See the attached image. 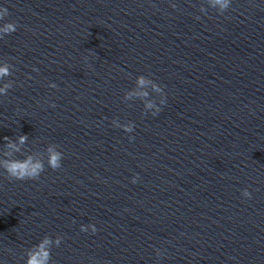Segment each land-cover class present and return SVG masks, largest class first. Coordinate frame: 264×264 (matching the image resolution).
<instances>
[{
    "label": "clouds",
    "instance_id": "1",
    "mask_svg": "<svg viewBox=\"0 0 264 264\" xmlns=\"http://www.w3.org/2000/svg\"><path fill=\"white\" fill-rule=\"evenodd\" d=\"M209 7L217 9L218 14H223L226 10L229 9L231 0H208ZM171 7L175 8L176 5L172 4ZM200 12H205L206 10L201 7ZM9 12L7 8H0V20H3L4 17L8 16ZM199 18V17H197ZM17 23L15 21L5 22L2 26H0V39H2L5 35H9L17 30ZM13 65L4 62L0 65V80H3L5 77H9L12 75ZM33 71H38V69L33 68ZM137 86H144L147 84H151L152 90L159 94L161 97L159 100V105H164L166 103L165 94L161 85L156 83L149 77L144 75H139L136 77L135 81ZM50 87H57L55 84H50ZM13 87V81L9 80L4 82L2 86H0V95H7L8 91ZM132 95H137L140 97L148 96V92H126L124 95V99L131 98ZM148 109H153L152 115L158 114L162 109L157 105V101H150L145 105ZM113 125L117 128H122L123 131L127 133H131L134 130V124L129 122L127 124H120L116 120L112 121ZM28 136L26 134L19 135L15 141H13L9 137H4L5 150L0 154V168H2L7 178L16 181H26V180H37L40 175L45 171V159H38L33 154L24 155L23 159L17 158L16 154L22 153V147L28 142ZM129 139H133V137H129ZM46 154V163L47 166L52 170H57L62 167V160L64 158V154L61 150H59L58 145L49 144L44 152ZM137 179L133 178L132 183H136ZM242 195L246 198H251V193L244 189L242 191ZM89 229L93 234H95L98 229L94 224L89 225H81L80 230L82 232H88ZM63 237L57 235L55 239L50 236H44L42 240L34 245L32 248L28 249L25 253L26 262L25 264H50L51 261V248L53 246L59 247L62 242ZM157 256L161 255L159 249L156 250Z\"/></svg>",
    "mask_w": 264,
    "mask_h": 264
}]
</instances>
